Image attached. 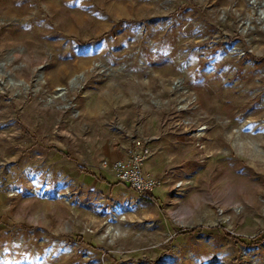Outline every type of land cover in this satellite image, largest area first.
Masks as SVG:
<instances>
[{"label": "rangeland", "instance_id": "1", "mask_svg": "<svg viewBox=\"0 0 264 264\" xmlns=\"http://www.w3.org/2000/svg\"><path fill=\"white\" fill-rule=\"evenodd\" d=\"M0 264H264V0H0Z\"/></svg>", "mask_w": 264, "mask_h": 264}, {"label": "built area", "instance_id": "2", "mask_svg": "<svg viewBox=\"0 0 264 264\" xmlns=\"http://www.w3.org/2000/svg\"><path fill=\"white\" fill-rule=\"evenodd\" d=\"M150 150V146L143 140L134 139L132 145L125 151L123 158L110 163L103 162L102 165L110 171L116 180L127 184L137 193L150 196L160 185L155 177L143 172L142 166L149 156Z\"/></svg>", "mask_w": 264, "mask_h": 264}, {"label": "trees", "instance_id": "3", "mask_svg": "<svg viewBox=\"0 0 264 264\" xmlns=\"http://www.w3.org/2000/svg\"><path fill=\"white\" fill-rule=\"evenodd\" d=\"M57 151L63 153V151H61V150H59V149H58ZM63 154H66V153H63ZM216 229L221 230L222 228H221V226H219V227H217Z\"/></svg>", "mask_w": 264, "mask_h": 264}]
</instances>
